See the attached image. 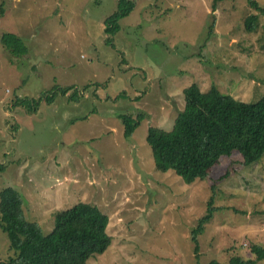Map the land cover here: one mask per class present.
<instances>
[{"label":"rangeland","instance_id":"rangeland-1","mask_svg":"<svg viewBox=\"0 0 264 264\" xmlns=\"http://www.w3.org/2000/svg\"><path fill=\"white\" fill-rule=\"evenodd\" d=\"M117 1L0 0V191H20L27 219L45 234L57 210L80 201L101 208L111 244L89 264L256 259L252 247H264V158L249 167L239 155L225 158L209 179L186 185L156 170L147 137L151 128L171 131L191 84L246 103L264 97V13L248 0H226L215 12L214 0H134L107 35L104 20ZM5 34L21 38L29 54L12 57ZM138 114L128 137L118 117ZM213 194L219 210L197 259L191 232ZM12 256L0 229V262Z\"/></svg>","mask_w":264,"mask_h":264},{"label":"trees","instance_id":"trees-1","mask_svg":"<svg viewBox=\"0 0 264 264\" xmlns=\"http://www.w3.org/2000/svg\"><path fill=\"white\" fill-rule=\"evenodd\" d=\"M224 1L214 0L213 11ZM248 1L264 13V8L256 1ZM134 9V0H118L116 11L104 20V33L113 35L119 28V20ZM257 18L255 15L247 17L249 33L255 29ZM2 42L14 58L29 54V49L16 35L5 34ZM106 42H110L109 38ZM72 89L53 90L46 96V101H53L58 93L67 95ZM182 93L183 107L175 117L171 131L151 128L148 132L147 144L158 172H172L184 184L192 185L209 179L211 170L225 158L239 155L243 167L264 158V97L256 103H246L224 94L215 86L202 91L196 83L184 88ZM44 95L36 101V106ZM142 116L119 115L128 137L138 128ZM24 203L20 191L11 187L0 191V229L7 235L10 249L14 251V256L0 264H89L109 248L111 237L106 232L109 218L98 206L80 201L67 210L55 211V225L49 234H45L37 221L27 219ZM218 210L213 194L207 202L206 213L191 232L197 259L199 238ZM252 253L256 259L235 256L230 264H258L264 259V247L253 246ZM207 264L222 263L213 260Z\"/></svg>","mask_w":264,"mask_h":264}]
</instances>
